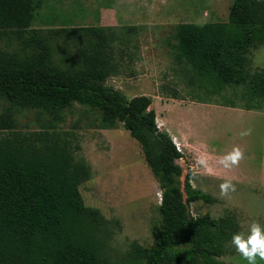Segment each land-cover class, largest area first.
Segmentation results:
<instances>
[{
	"label": "trees",
	"instance_id": "16d2710c",
	"mask_svg": "<svg viewBox=\"0 0 264 264\" xmlns=\"http://www.w3.org/2000/svg\"><path fill=\"white\" fill-rule=\"evenodd\" d=\"M46 1L0 0V97L8 103L0 113L7 133L0 136V264H231L221 258L240 228L235 213L192 216L193 202L215 200L193 188L191 171L185 199L183 154L159 128L152 98L128 99L106 84L129 58L139 28H34ZM174 37L175 60L187 68L188 86L207 98L198 97L202 103L241 87L244 110L264 109V70L251 72L249 56L264 46L263 0H233L226 22L182 23ZM73 104L100 112L104 128L121 123L162 191L152 247L133 241L120 262L108 248L121 224L87 207L79 190L93 177L85 158L57 134L14 131L17 109L60 119Z\"/></svg>",
	"mask_w": 264,
	"mask_h": 264
},
{
	"label": "rangeland",
	"instance_id": "374dc122",
	"mask_svg": "<svg viewBox=\"0 0 264 264\" xmlns=\"http://www.w3.org/2000/svg\"><path fill=\"white\" fill-rule=\"evenodd\" d=\"M232 2L47 0L33 27L50 30L137 26L134 42L126 51L129 58L106 84L128 99L141 95L152 98L151 108L156 111L159 128L175 137L183 150L179 163L183 167L180 184L184 195L186 175L191 171L193 188L215 200L193 202L192 216L209 214L220 218L232 211L240 224L238 233L247 234L252 222L264 228V109L244 110L241 87L228 88L202 103L198 97L207 98L188 86L187 68L176 62L172 47L179 24L226 22ZM249 56L251 72L264 70V46L253 49ZM228 100L234 101V108L225 105ZM7 106L0 97V113ZM101 118L100 112L79 104L65 109L60 119L35 109H17L14 131L57 134L71 141L77 159L85 158L93 169V177L79 190L87 207L121 224L120 230L114 229L108 248L113 261L120 262L133 241L147 249L152 247L161 221L162 191L137 141L119 122L113 128H104ZM247 130L250 134L242 136ZM6 134L0 131V136ZM237 147L243 152V159L238 165L225 168L221 158ZM199 158L207 161L206 168L197 163ZM225 181H230L235 191L222 197L220 185ZM225 250L226 255L221 258L224 262L247 264L231 241L225 244ZM257 264L264 261L258 259Z\"/></svg>",
	"mask_w": 264,
	"mask_h": 264
},
{
	"label": "clouds",
	"instance_id": "9594fccd",
	"mask_svg": "<svg viewBox=\"0 0 264 264\" xmlns=\"http://www.w3.org/2000/svg\"><path fill=\"white\" fill-rule=\"evenodd\" d=\"M250 134V130L242 132L245 136ZM243 152L237 147L223 156L220 163L225 168H231L239 164L243 159ZM197 163L202 167H207V161L199 158ZM235 191V186L230 181H225L220 185V195L227 197L230 192ZM231 245L235 248L247 264H257V260L264 261V228L258 222H252L249 226L248 233H235L231 239Z\"/></svg>",
	"mask_w": 264,
	"mask_h": 264
},
{
	"label": "built area",
	"instance_id": "2783aa9c",
	"mask_svg": "<svg viewBox=\"0 0 264 264\" xmlns=\"http://www.w3.org/2000/svg\"><path fill=\"white\" fill-rule=\"evenodd\" d=\"M174 144L176 145L177 149L179 152H181L183 154V150L181 149L180 143L177 142L176 138H172Z\"/></svg>",
	"mask_w": 264,
	"mask_h": 264
},
{
	"label": "water",
	"instance_id": "95a60500",
	"mask_svg": "<svg viewBox=\"0 0 264 264\" xmlns=\"http://www.w3.org/2000/svg\"><path fill=\"white\" fill-rule=\"evenodd\" d=\"M185 199H186V196L184 195Z\"/></svg>",
	"mask_w": 264,
	"mask_h": 264
},
{
	"label": "crops",
	"instance_id": "0c3cea01",
	"mask_svg": "<svg viewBox=\"0 0 264 264\" xmlns=\"http://www.w3.org/2000/svg\"><path fill=\"white\" fill-rule=\"evenodd\" d=\"M259 114H261V113H259ZM171 138H173V137H171Z\"/></svg>",
	"mask_w": 264,
	"mask_h": 264
}]
</instances>
